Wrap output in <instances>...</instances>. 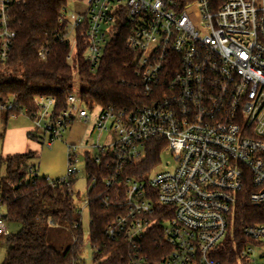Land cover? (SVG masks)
I'll use <instances>...</instances> for the list:
<instances>
[{"label": "built area", "instance_id": "1", "mask_svg": "<svg viewBox=\"0 0 264 264\" xmlns=\"http://www.w3.org/2000/svg\"><path fill=\"white\" fill-rule=\"evenodd\" d=\"M12 2L0 0L2 61L15 38ZM81 3L82 11L62 15L63 38L76 47L84 33L86 58L97 68L110 40L124 33L148 100L131 110L100 108L95 131L115 138L90 145L94 155L85 152L108 175L105 187L119 186L113 198L98 199L120 210L105 234L125 246L123 263L222 264L219 254L231 242L238 252L231 264H264V222L243 225L242 245L235 237L238 207L245 200L264 211V0H194L183 8L172 0ZM47 54L42 49L39 57L45 60ZM36 102L40 112L33 121L48 147L75 114L91 122L74 93L57 118L50 112L55 99ZM12 109L13 102L0 103V111ZM159 147L158 163L162 155L171 158L166 170L154 174L156 164L129 175ZM69 148L66 176L49 181L73 191L80 161L78 148ZM30 172L40 177L37 170ZM7 234L0 215V236Z\"/></svg>", "mask_w": 264, "mask_h": 264}, {"label": "trees", "instance_id": "2", "mask_svg": "<svg viewBox=\"0 0 264 264\" xmlns=\"http://www.w3.org/2000/svg\"><path fill=\"white\" fill-rule=\"evenodd\" d=\"M172 1L178 8H183L194 0ZM66 6L67 0H13L11 3L10 28L15 32V38L7 59L2 61L0 57V103H14V109L4 111L7 120L21 113L35 120L40 112L36 102L39 98L55 99L54 118L67 109V97L74 93V70L68 59L72 45L63 38L61 26ZM87 45L84 33L78 34L75 49L81 82L80 99L90 110L95 106L131 110L148 103L124 33L110 40L97 68L86 58ZM42 49L48 53L45 60L39 57ZM29 137L38 141L37 136L30 134ZM34 158L30 152L0 159V169L5 167L6 171L5 176L0 175L3 218L21 225L19 232L5 238L8 251L2 264H83L80 258L84 242L82 213L75 203L79 195L66 184L53 187L48 178L33 177L30 169L38 171L36 166L30 165ZM159 161L160 147L149 151L137 173L129 175L149 172ZM86 168L90 172L87 193L90 243L92 248L99 249L97 253L94 251L93 262L124 264L125 246L108 240L105 234L107 225L120 210L106 208L98 199L99 196L113 198L112 194L119 186L107 189L104 180L108 175L89 157ZM95 179L98 183L90 188ZM76 181L75 177L71 184L74 186ZM122 199L120 196L118 201ZM237 215L235 237L240 246L244 243L240 233L243 225L264 222V211L247 199L238 207ZM237 253L231 242L224 243L219 258L222 264H231L236 261Z\"/></svg>", "mask_w": 264, "mask_h": 264}, {"label": "rangeland", "instance_id": "3", "mask_svg": "<svg viewBox=\"0 0 264 264\" xmlns=\"http://www.w3.org/2000/svg\"><path fill=\"white\" fill-rule=\"evenodd\" d=\"M83 9L84 5L80 1L67 0L66 12L69 15L80 12ZM70 64L73 66L74 70V95L77 98H80L81 82L76 69V49L74 46H72L71 50ZM82 107L88 111V114L91 117V122L87 124L83 120H80L77 117V114H75V121L68 126L60 139L53 142L51 147H48L46 144V134L41 129L37 130L34 121L30 119L25 113L10 117L7 120L6 112L0 111V150L2 146V137L7 130L10 131L26 126L31 127L32 131H30V134L38 137V141L34 140L38 145V150L35 151L37 153H35V158L30 161V165L37 167L40 176H44L51 181H55L64 178L67 174L69 167L68 156L71 155V149L69 147L78 148L76 154L78 155L80 162L76 167L79 171L76 176L77 181L73 186V192L75 195H79L78 198H75V203L81 208L82 212L81 222L84 233V242L80 258L83 264H94V248H92L90 243V212L87 207L88 174L86 171L87 157L85 152L88 151L94 155V152L90 150V145H106L109 142H112L115 137L108 131H104L103 133L95 131L94 126L96 119L101 112L100 107L95 106L93 110H90L85 104L82 105ZM52 110L53 108L50 109V112H52ZM170 161L171 158L169 156L162 155L161 163H158L152 169V172L156 174L157 172L166 170V162ZM5 172V167H1L0 175L5 176ZM6 228L8 230L7 235L16 234L21 229V225L17 223L6 222ZM5 238H0V264H2L3 259H5L8 250ZM94 250L95 253H97V249L95 248ZM95 263L99 264V262Z\"/></svg>", "mask_w": 264, "mask_h": 264}, {"label": "crops", "instance_id": "4", "mask_svg": "<svg viewBox=\"0 0 264 264\" xmlns=\"http://www.w3.org/2000/svg\"><path fill=\"white\" fill-rule=\"evenodd\" d=\"M30 131H32V128L29 126L17 128L10 131L7 130L3 136L4 138L2 137L0 159L8 158L10 156H16L20 154H27L30 152H32L35 155V153H37L35 151L38 150V145L34 140L29 138ZM3 214H4V208H2V210L0 208V215ZM3 237L5 238V236H0V238ZM4 260L5 259H3V261Z\"/></svg>", "mask_w": 264, "mask_h": 264}]
</instances>
